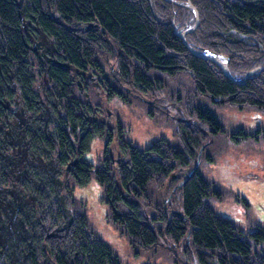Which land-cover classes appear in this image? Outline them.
<instances>
[{"label":"trees","instance_id":"16d2710c","mask_svg":"<svg viewBox=\"0 0 264 264\" xmlns=\"http://www.w3.org/2000/svg\"><path fill=\"white\" fill-rule=\"evenodd\" d=\"M17 2L0 0V264H126L109 241L92 229L85 213L80 218L75 212L64 211L60 203L59 187L65 186L62 178L71 154L78 150L94 155L91 146L97 141L95 137L102 139L99 148L107 152L103 146L105 128L85 130L83 115L90 112L87 103L73 97L71 74L78 77L92 65L97 46L114 60L116 74L137 94L161 89V79L149 75L150 69L168 76L187 70L194 79V89L213 103L227 99L231 104H249L264 112V70L249 76L244 84H236L215 62L191 54L174 32L192 26L194 15L190 8L177 3L23 0L18 8ZM190 2L199 22L185 39L194 49L226 55L228 70L236 79L264 63V0ZM23 22L40 29L50 43L43 47L47 53L31 51L41 37L33 39ZM77 29H82L81 34ZM231 29L249 35V40H240ZM41 77L45 84L40 83ZM22 111L31 113L30 120L17 127L14 121ZM192 114L208 130L183 120L179 131L184 148L176 149L166 139L159 140L161 146L154 141L139 149L125 138L127 132L118 121L117 149L125 157L119 158L117 170L112 172L110 157L103 158L97 168L86 159L79 160L72 169L75 183L85 187L93 180L90 173L95 169L94 180L111 211L110 218L132 245L150 247L160 237H168L181 248L183 264L186 257L194 264H264V254L256 249L264 244V225L252 215L249 222L255 224L245 229L241 223L218 215L208 199L222 198L221 185L207 178L199 166L187 176L206 137L222 131L209 108L194 107ZM164 143L167 147L163 149ZM103 152L97 154L99 162L106 156ZM205 157L212 161L211 156ZM172 181L177 186L176 205L170 200L168 205L186 219L161 206L156 218L151 214L146 220L136 198L144 193L150 199L155 195V185L159 195L161 191V199L156 200L160 205L162 188L166 183L172 187ZM227 189L236 195V203L249 207L244 197ZM119 204L125 208L117 211ZM244 210L249 219V210ZM150 220L164 227L155 230ZM49 226L61 230L72 227L69 245L43 243L39 228Z\"/></svg>","mask_w":264,"mask_h":264},{"label":"rangeland","instance_id":"374dc122","mask_svg":"<svg viewBox=\"0 0 264 264\" xmlns=\"http://www.w3.org/2000/svg\"><path fill=\"white\" fill-rule=\"evenodd\" d=\"M32 28H34V25ZM247 36L249 40L250 37L249 35ZM94 57L104 67L107 74H110L109 65L111 64H107L106 53L96 46ZM110 60L112 61L111 58ZM148 74L161 79V89L148 93L141 92L140 95L147 100L155 101V105L149 106L145 102L140 101L138 96L130 97L132 96L131 94H127V98H125L126 102H123L122 99L109 100L107 101L108 103L103 101L105 108L109 112L115 113L123 125L128 134L125 138L130 140L139 149L151 146L154 141H156V145L161 146L159 140L164 139V137L169 138L168 141L174 149L176 147L184 148L179 131L180 124L183 125L181 122L183 120H186L187 123L194 122L202 130L207 131V126L197 121L196 116L192 112L194 113V104L202 108H209L219 120L222 131L217 132L213 136L206 137L203 142L202 145L206 144V142L209 144L200 153L199 170L207 178L215 180L221 185L222 198L219 200L216 197H210L208 202L218 215L241 223L245 229L247 227L251 228L255 224V222H249L252 220V215L253 219H257L264 225V112L249 104H240L241 106L231 104L227 99L213 103L209 96L200 94L194 89V79L187 70H182L174 76H168L166 73L150 69ZM116 78L120 80L128 91L137 93L128 84L124 85L117 74ZM39 80L40 83L45 84L43 83V77ZM80 96L76 95L74 91L73 97L77 100H82ZM86 96H88L94 105L99 102L98 97H95L90 87L86 90ZM149 109L152 110L148 115ZM25 113L27 114L25 115ZM22 114L25 115L26 121L30 120L31 113L23 112ZM111 120L112 122L115 121V115H113ZM23 125L24 123L21 124V126ZM94 139L97 141L93 140L92 142L91 152L94 154L92 155L93 157L90 156L91 154L88 156L82 154L79 155V160L86 159L90 165L97 168L103 163L104 157H100L99 162L97 154L101 155L103 152L102 148H99V143H102V139L96 137ZM165 147H167L166 143L162 145L163 149ZM119 154L125 157L124 152ZM151 154L154 155V153ZM205 154L211 156L212 161H209L205 157ZM114 161L116 160L114 159ZM117 166L115 162L111 163L112 172L117 170ZM94 168H92V172L90 173V177L93 180L83 188L76 186V179L74 178L73 180L69 173L65 175L64 180L66 179L67 186L73 193V197L68 198V202L70 199L74 200V204L71 205H68V202L64 201L63 203L66 205V208L69 209L71 207L72 213L74 210L85 213L92 229L103 239L109 241L111 246L118 252L121 261L126 264H183L179 258V255L182 253L181 248L168 237H160L158 242L150 247L141 246L137 243L130 244L123 229L113 222L112 217L110 218L112 216L111 211L102 200L103 194L101 188L94 180L96 177ZM64 180L62 179V181ZM175 185V182L172 181V187L169 183H166L164 188H162L164 190V198L167 199L166 209L163 208L162 200L158 203L160 205H156L157 197L161 199V191L159 195L155 185H152L155 195L150 196V199L146 197V194L140 193L136 199L140 203L141 209L143 208L145 212L146 220H149L151 214L156 218L157 209L161 206L168 212L174 209L168 205V200L174 201L176 205L177 191L174 189L177 186ZM227 188L244 197L248 201L249 207L245 204L240 205L236 203L233 200L236 195L232 194ZM122 208L125 207L119 204L117 211ZM244 208L249 210L251 214L249 219ZM73 214L76 215L75 213ZM150 225L155 230H157L158 226L164 227L157 220H150ZM39 229L43 243L46 242L51 245L52 239L58 242L60 240L55 239L63 238L64 240L60 242L62 246L65 247V245H69L70 243V232L61 238H47L48 233H51L54 229ZM171 246L173 247L172 249L170 248ZM256 249L264 254V244L257 245ZM182 257L184 258L185 254ZM185 260V264H194L187 257Z\"/></svg>","mask_w":264,"mask_h":264},{"label":"flooded vegetation","instance_id":"af4514ba","mask_svg":"<svg viewBox=\"0 0 264 264\" xmlns=\"http://www.w3.org/2000/svg\"><path fill=\"white\" fill-rule=\"evenodd\" d=\"M34 25V28H32V26ZM30 29L32 35L30 34V36L33 37V39L38 40L41 37V42L34 44V46L32 45L33 48L35 49H31V51H36V52H40V54L42 55L44 52H46L47 50L43 49V47L45 46H49L50 43H48L47 39L45 38V36L41 33L40 29L35 26V24H30V26L28 27V30ZM78 34H81L82 29H77L76 31ZM44 42V43H43ZM107 64H111L109 65V72L110 74H107V71L104 69V67L97 62L96 57L92 58V62L90 66H87L84 72H80L79 76L76 77L75 74H71V77L74 78V89H73V93L75 91V94L77 95H81L80 97H82V100H79L80 102L87 103V107L89 108V112L86 116L83 115L85 121L87 122V126H86V132L87 131H93L95 129H100L101 127L105 128L104 130V134H106V138L104 139V148L107 149V152H103L104 155H106L104 157V159L106 157H110V161L111 162H115L116 164L119 162V158H122V154L120 155L119 153H121L120 150L117 149V136H118V131H117V126L120 122H118V117L116 116L115 113L109 112L107 108H105L104 102H107L109 100H119V99H125L127 98V94H131L132 96H138V99L140 100V97H142V95L137 94V93H131L130 91L127 90L126 87H124L122 85V83L120 82L119 79L116 78V71L114 69V60H110V56L109 54H107ZM90 75H89V74ZM96 80H95V78ZM94 78V79H93ZM131 79V76H130ZM44 80V78H43ZM44 82L46 83L47 81L44 80ZM98 82H102V84L98 83ZM125 85V82L123 83ZM119 85V87L117 86ZM48 87V85H46ZM130 86V85H129ZM91 88L92 91L95 94V97H98L99 102L92 104L90 99L88 98V96H86V90H88V88ZM123 90L125 91V93H123ZM141 101V100H140ZM108 103V102H107ZM155 101H153V103H146L149 106H153ZM194 107H198L197 104H194ZM152 110V109H151ZM151 110H148V115L151 113ZM24 111H22L23 113ZM27 113H25L26 115ZM23 115V114H22ZM25 115H23L25 117ZM113 115H115V121L112 122V117ZM152 117V116H151ZM82 118V116H81ZM83 121V120H82ZM126 132V131H125ZM83 133L79 136L78 141L79 143L82 140L83 137ZM128 135V134H127ZM119 136H121V133L119 132ZM113 139L115 140L114 142H112L111 144L109 143V140ZM164 139L168 140L167 137H164ZM117 140V141H116ZM79 155H82L81 153L78 152V150H76L74 153L71 154V158H69V162H71L72 160H74L75 158H77V162L75 163L74 166H72L69 169V175L73 178L76 177L75 172H72V169L77 165L78 161H79ZM115 155V157H114ZM75 156V158H74ZM114 159L116 161H114ZM65 173V172H64ZM63 183L65 184V186H61L59 187V193H60V203L62 205V207H64V211H68L70 213H72V209L71 207L69 209L66 208V205H64V201L68 202V198L73 197L72 196V190L69 189V187L67 186V182L66 179L65 181H63ZM76 184V183H75ZM77 186V184H76ZM78 187V186H77ZM79 188V187H78ZM68 205L74 204V200L70 199V201L67 203ZM55 212V211H54ZM77 213V215L81 218L83 215V212H78V211H73V213ZM72 213V214H73ZM55 217V216H53ZM72 228V227H71ZM69 228L68 230H61L60 228L57 227H47V229L42 228L41 230H50V229H54L53 231H51V233H48V237H55V238H61L62 236H65L66 233H71V231H73V228L71 229ZM46 232V231H45ZM55 240H60V239H55ZM64 240L61 239L60 241H58V243H55L54 239L51 240L52 243H50L51 245H59L60 242ZM79 243V242H78Z\"/></svg>","mask_w":264,"mask_h":264},{"label":"water","instance_id":"95a60500","mask_svg":"<svg viewBox=\"0 0 264 264\" xmlns=\"http://www.w3.org/2000/svg\"><path fill=\"white\" fill-rule=\"evenodd\" d=\"M166 2H170V3H177L179 5H182V6H185V7H188L192 10L193 12V15H194V23L192 26L184 29L182 32H178L175 30V34L178 36V38L181 40V42L183 43V45L186 47V49L191 53L193 54L194 56L196 57H199V58H204V59H208V60H212L213 62H215L219 67L220 69L222 70L223 74L232 82L236 83V84H244L247 80V78L249 76H252L256 73H259L261 71L264 70V63L262 65H259V66H256L252 69H249L247 70L244 75L239 78V79H236L234 78L229 70H228V61H229V58L227 56H225L224 54L222 53H219V52H214V51H203V52H199L197 51L196 49H194L185 39V34L186 33H189V32H192L198 25V12L196 10V8L194 7V5L190 2V0H184V2H179V1H175V0H164ZM23 4V0H18L17 2V7L18 8H21ZM23 27L25 30H27V24L25 22H23ZM230 32L234 35L237 34L238 38L240 40H248V36L246 34H243V33H238L236 32L235 29H231ZM38 45V44H37ZM34 49V48H33ZM89 74V73H88ZM90 75V74H89ZM140 100L142 102H145V103H152L153 100H147L146 98L144 97H140ZM25 123V117L23 115H20V116H17V120L15 119L14 121V124H16L17 127H20L21 124ZM207 144V142H206ZM201 145L200 148L198 149V153H197V156H196V161H195V164L192 168V170H190L187 174V176H189L193 171L197 170L198 169V166H199V161H200V153L202 151V149L204 148V146L206 145ZM77 162V158H75L74 160H72L71 162L68 163V165L66 166L65 168V173H64V176L66 175V172L71 168V166L75 165V163ZM64 179V178H63ZM162 202H163V208L166 209L167 207V199L164 198V193L162 195ZM172 214H175L179 217H182L184 219H186V217L178 210H175V209H171L169 210Z\"/></svg>","mask_w":264,"mask_h":264},{"label":"bare ground","instance_id":"6f19581e","mask_svg":"<svg viewBox=\"0 0 264 264\" xmlns=\"http://www.w3.org/2000/svg\"><path fill=\"white\" fill-rule=\"evenodd\" d=\"M207 144H208V143H207ZM207 144H206V145H207ZM206 145H205V146H206ZM205 146H204V147H205ZM199 164H200V161H199ZM73 166H74V165H73ZM71 167H72V166H71ZM67 173H69V170L66 172V174H67ZM63 178H65V176H63ZM63 178H62V179H63ZM63 180H64V179H63ZM64 181H65V180H64ZM170 213H171V212H170ZM45 229H47V228H45ZM60 240H61V239H60ZM55 243H58V242L55 241Z\"/></svg>","mask_w":264,"mask_h":264}]
</instances>
